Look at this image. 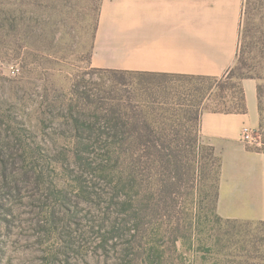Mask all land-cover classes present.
I'll list each match as a JSON object with an SVG mask.
<instances>
[{
	"label": "rangeland",
	"instance_id": "374dc122",
	"mask_svg": "<svg viewBox=\"0 0 264 264\" xmlns=\"http://www.w3.org/2000/svg\"><path fill=\"white\" fill-rule=\"evenodd\" d=\"M101 1L0 0V264H228L203 245L216 214L219 161L200 138L197 99L189 92L184 113L168 105L158 113L156 135L184 143L176 167L146 163L130 139L112 145L104 133L113 89L132 91L92 65ZM244 8L245 0L239 49ZM250 26L260 31L252 46L264 44V15ZM261 53L253 48L236 66L260 87L253 149L264 142ZM177 99L168 96V104ZM128 164L135 182L126 197L118 176ZM162 182L171 195L160 193ZM240 230L247 251H230L240 262L248 255L249 264H264V226Z\"/></svg>",
	"mask_w": 264,
	"mask_h": 264
},
{
	"label": "crops",
	"instance_id": "0c3cea01",
	"mask_svg": "<svg viewBox=\"0 0 264 264\" xmlns=\"http://www.w3.org/2000/svg\"><path fill=\"white\" fill-rule=\"evenodd\" d=\"M244 0H102L93 45L96 68L221 78L239 49ZM246 112H203L199 135L220 159L217 214L264 222V153L240 140L259 126L257 82H241Z\"/></svg>",
	"mask_w": 264,
	"mask_h": 264
},
{
	"label": "trees",
	"instance_id": "16d2710c",
	"mask_svg": "<svg viewBox=\"0 0 264 264\" xmlns=\"http://www.w3.org/2000/svg\"><path fill=\"white\" fill-rule=\"evenodd\" d=\"M243 15L245 18V26L241 35L237 65L232 67L227 74L221 78L108 70L113 75V84H115V87H129L131 89L130 91H132V93H124L121 95L118 91L113 89V91L117 93V96H113L110 99L116 104L108 109L106 121L109 124V131L104 132L107 139L110 140L109 142H111L112 145L119 144L124 146L125 141L130 139V144L143 150V152L140 153V158L147 159L146 163L151 162L152 165L176 167L178 165L179 148L184 146L183 141L178 135L172 140L168 139L167 137L169 136L166 135H156V130L161 126V124L157 122L158 118L161 117L158 113L159 110H163V106L168 105L167 107H171L172 109L177 108L180 113H184L185 110L183 109L186 107V104L183 98L188 96L190 92L191 95L197 99L194 105L196 106L194 119L198 122V132L200 116L205 111L222 114H244L246 112V106L241 82L245 79H253L255 81L256 79L252 75L242 74L240 69L236 66H238V64L243 66L246 65L244 56L251 52L253 48L260 49L262 52L261 55L264 58V44L260 43L254 47L252 46L253 40L260 38V36L255 37L252 33L254 32L260 35V31L258 28L250 26L254 18L264 15V0H245ZM236 70L238 72H236ZM172 82L175 84H172ZM176 82L181 84H176ZM168 96L178 97L180 100L178 102L177 99L174 104L171 100L170 104H168ZM259 96L260 87L257 85L258 111L260 116ZM123 102L127 104L128 113L127 111H122L121 104ZM143 108L148 109L149 113L145 115L142 114ZM166 111H168V109H166ZM129 124H131L132 131H128ZM170 126L174 125L170 124ZM259 127H261V124H259ZM119 128L122 130L120 131ZM167 141L168 143L164 144ZM262 145L263 148H254V150L264 153V142ZM208 150L213 151V148L209 146ZM125 157L126 160L128 158L131 160L132 155L130 156V153H128ZM218 161L219 172L214 205L216 214L213 213L210 223H207L208 241L203 245L206 246L207 250L213 251L218 260L227 258L228 264H249L248 255H244L245 260L240 262L239 258L241 257L236 254L234 255L230 250L239 245H242L240 249L242 252L246 250L245 247L249 241L244 237L247 232H243L242 234L240 227L251 225H257L258 227L264 226V222L223 219L217 214L216 203L220 175L219 158ZM131 167L132 166L128 164V167H124L122 172H119L120 175L118 176V182L120 181L121 184V180H123V188L125 187L128 190L125 191L126 197H128L130 189L133 188L132 184L135 182ZM160 190V193H163L165 196L172 194L171 187H168L163 182ZM147 195L151 198L153 193ZM124 204L127 211L135 214L131 198H128V201ZM234 258L238 259V261H235Z\"/></svg>",
	"mask_w": 264,
	"mask_h": 264
},
{
	"label": "built area",
	"instance_id": "2783aa9c",
	"mask_svg": "<svg viewBox=\"0 0 264 264\" xmlns=\"http://www.w3.org/2000/svg\"><path fill=\"white\" fill-rule=\"evenodd\" d=\"M258 133L256 131L250 130L247 127H243L240 132V140L247 145H259Z\"/></svg>",
	"mask_w": 264,
	"mask_h": 264
}]
</instances>
